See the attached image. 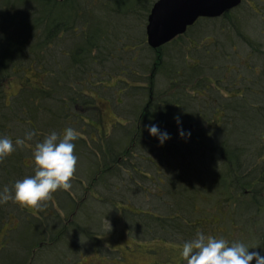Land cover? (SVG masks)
Returning a JSON list of instances; mask_svg holds the SVG:
<instances>
[{
    "label": "trees",
    "instance_id": "obj_1",
    "mask_svg": "<svg viewBox=\"0 0 264 264\" xmlns=\"http://www.w3.org/2000/svg\"><path fill=\"white\" fill-rule=\"evenodd\" d=\"M122 1L126 4L119 7L109 0H0V135L15 142L16 137L24 138L27 131L35 132L25 145L17 146L11 155L0 159V189L4 186L11 189L15 180L34 174L35 145L51 131L61 133L69 126L79 134L74 149L78 161L88 165L90 171L85 185H79L82 190L90 191V198L83 199L81 205L88 212L92 207V214L97 213L96 206H100L94 200L104 201L103 198H94L93 194L117 192L130 182L137 184V178L146 177L151 181L149 164L153 163V157H157V151L162 157L174 159L177 167L172 166L170 171L175 179L188 178L193 170H199L200 175L210 174L208 167L196 165L198 159L201 163L207 162L199 155H208L213 165V181H202L205 179L201 178L199 185L193 186L195 192H206L214 182L219 188V197L229 204V210L218 213L220 222H227L229 243L244 242L242 236H247L246 245L264 249L263 72L258 73L259 76L244 78L242 86L229 84V95L220 92L214 96L217 92L212 91V95L206 98L209 102H205V108L216 101L213 109L221 111L222 117L219 122L209 121V114L198 115L200 106L194 95L195 86H207L205 72L200 66V62H205L197 52L209 54V42L220 45L222 51L227 46L211 37L200 40L196 33L200 34L199 25L204 21L216 19H200L186 34L156 50L148 45L144 30L146 16L156 0ZM57 9L61 12L56 14ZM98 12L102 16H96ZM230 29L231 25H228L227 29H221V33ZM256 44H252L255 52L262 53L264 44ZM175 52L178 55L172 58ZM160 73L165 81L158 88L156 82ZM106 78L117 81L108 85ZM143 81H146L145 92L139 89L141 84L135 85ZM13 83L18 84V89L10 94L9 87ZM132 87L138 88L136 94L140 96V104L133 102L132 97H129V103H124L122 96L130 95L128 89ZM109 88L116 91L122 99V109L126 110L123 120H116L109 132L103 133L94 119L98 118L101 107L95 94L101 98L99 90ZM177 113L182 115L184 129L191 131L190 138L179 135L173 118ZM149 123H158L162 129H167L171 139L161 146L144 127ZM227 126L229 135L237 137L232 141L229 137V143L227 138L216 140L217 145L213 148L212 139ZM74 176L79 179L81 172ZM176 189H172L174 194L181 193ZM59 192L71 197L72 215L77 216L78 199L62 189L52 195L58 205L47 200L52 210L48 212L47 223L43 221L39 207H21L13 200L0 204V234H4L0 243L5 245L0 264H36L44 253L58 254L64 263L63 251L57 248L65 237L64 231L52 227L53 222L57 223L63 216L57 211L64 198ZM222 205L223 202L216 204L217 207ZM173 211L170 215L149 211L158 215L153 219L148 217L149 220L135 219L132 213L130 217L138 224L145 223L143 229H153L150 225L157 224L159 231H167L160 234L176 238L185 231L184 226L191 219H186V208L177 206ZM92 214L86 220L87 225L92 218L101 221L103 217L101 213L98 216ZM197 217L201 220L200 216ZM209 226H206L207 232H210ZM77 233L72 239L75 240ZM83 233V242L89 241L86 235L90 239L95 236L88 230ZM207 234L214 235L213 229ZM191 235L194 234L183 236ZM95 239L99 241L98 236ZM74 240L71 242L75 243ZM103 244L101 241L92 247L98 252L103 250ZM80 247L73 245L65 255L69 253L70 256L69 251H83ZM12 251L20 257L10 254ZM68 258L71 264L74 258ZM164 258L163 262L171 261L169 255ZM177 263L186 264V261L180 258Z\"/></svg>",
    "mask_w": 264,
    "mask_h": 264
},
{
    "label": "rangeland",
    "instance_id": "obj_2",
    "mask_svg": "<svg viewBox=\"0 0 264 264\" xmlns=\"http://www.w3.org/2000/svg\"><path fill=\"white\" fill-rule=\"evenodd\" d=\"M109 1L119 7L125 6L126 4V2L122 0ZM150 1L152 2L154 0ZM247 1L249 0H246L240 8L232 11L231 15L234 16H230V18H226V20L216 19L213 21H204V23L199 25L200 34L196 33L200 40H207L211 37L213 40L217 39L216 42L218 40L225 42V46H227L225 51H222L223 48L219 49L220 45H217L214 42H209V44H211L209 47L210 49L208 48V52H210L209 54L206 55L204 53L206 51L197 52L199 53L197 55L205 62V64L200 62V66H202L203 71L205 72L204 77L207 81V86H195L197 91L194 95L197 96L196 103L200 106L198 115L209 114V121L219 122L222 117L221 111L213 109V105H216V101L209 104V108H205V102H209L206 98L212 95V91L217 92L213 94L214 96L220 95V92L229 95V84L231 85L232 83H235L242 86V80L244 78L259 76L258 73L260 74L262 72L261 75L264 78V51L262 53H256L254 45H252L253 43H258L256 44L258 46L259 42L264 44V16H262V13H264V0H250L252 3L254 1L256 3V6L253 4L254 8L250 9L252 14L250 16H241L245 13V9L248 6ZM57 12L60 13L61 9H57L56 14ZM96 16H102V13L98 12V15ZM147 17L148 16H146V23L144 26L145 33ZM99 19L101 18L99 17ZM228 25H231L230 31L226 33L225 30L221 33V29H227ZM131 35L133 34L131 33ZM172 49L176 48L172 47ZM263 49L264 46H262V50ZM177 55L178 53L175 52L174 55H172V58ZM152 60L154 59L152 58ZM160 75L161 77L158 76L156 82L158 88H160L165 81L162 73H160ZM103 79L104 78H102V80ZM116 81L117 79L111 80L106 78L105 80L108 85H114ZM144 82L146 81L140 83L136 82L135 84L137 86H140V84L142 85L139 87L141 92H145L144 87L146 86V83L144 84ZM132 84H134V82ZM9 88L12 90L10 91V94H13L17 92L18 84L13 83V86ZM216 88H218L219 91ZM128 91H130V95L127 93L122 96L125 101L124 103H129V97H132L131 100L133 102L140 104V96L136 94L138 88L132 87L131 89H128ZM99 93L102 95L101 98L96 94L95 96L99 98V105L101 107L98 118L96 116L94 119H96V124L98 123L97 126L101 132L107 133L116 120H123L126 109H122L124 108L121 106L122 104H120L122 99L112 88L104 90L100 89ZM74 123H76V127H79L77 122ZM89 128L92 127L90 126ZM229 137L232 141L237 136L235 134H233V136L229 135V126H227L224 129H221L220 132L216 133V136L212 139L211 144L213 145V148L217 145L216 140L219 141L220 139L227 138L229 143ZM155 154L157 157H153V163L149 164L150 168L148 170L151 174V181L146 177L137 178V184L130 182L125 187L123 186L122 190L117 192L111 190L104 195L100 194L99 196H96L93 194L94 198L104 199V201L100 200V203L94 200L95 204L97 203V205H100L96 206L99 211L95 210V212L98 211L95 214H92V207L89 212L87 209H82V200H87L90 196V191L82 190L79 184L85 185V182L87 181L86 176L90 174V171H88V165L78 161L76 171L78 170L81 172V176L79 179H75L76 176L72 178V188L71 190H68V192L72 197L78 199L76 204H80L78 207L79 213H77V216H74L75 214L72 215L73 211L70 206L73 200L63 192H59L64 198L62 205L57 207V211L63 216L61 217V220L59 219L57 221V223L53 222L52 224V227H58L64 231L65 237L60 240L61 242L57 245V248L63 251L65 264H69L70 262V258L68 257L74 258L71 264H178L177 261L182 258L181 250L184 241L189 240L190 238L192 239L198 230L204 231L207 234L211 233L213 229L214 235L217 238H224L229 241L227 225H225L227 222L225 221L221 223V217L218 214L222 210H229V204H227V201H223V197H219V188L214 182L209 186V189L206 190V192L200 191L197 194L193 188V186L197 187L202 179H205L202 181H213V165L209 156L199 155L201 160L209 163H201L198 159L196 165L200 168L208 167L210 174L200 175L198 172L199 170H193L188 174V178L184 179L181 177L175 179L170 171L172 166L177 165L174 159L168 156L162 157L161 153L158 151ZM190 156L193 158L196 157L192 155ZM79 172L76 173L79 174ZM173 187L177 188L176 190L181 191V193L174 194L172 192ZM199 188L201 190L203 189L201 186ZM92 190L94 191V189ZM54 198L55 196L50 198L52 203L58 205V200ZM221 202H223L222 207H217L216 204ZM49 205L50 202L45 201L42 206L39 207L41 209L40 211L43 212L41 217L46 223L49 220L47 216L49 215L48 212L51 210V205ZM88 205L89 204H86V206ZM177 206L186 208L187 216L184 215L187 220L191 219V221L188 222V225L184 226L185 231L180 233V237L176 238L160 234L161 231H164V233L167 231H159L160 226L157 224L150 225V228L153 229H149V227L148 229H143L145 223L138 224L136 223L137 221H132L130 217V215L135 214V219L145 218V220H149V218L153 219L154 216L158 217L156 214H173V210ZM148 210L157 213L154 215ZM99 213L103 215L101 221H96L97 218H92V221L87 225L86 220L89 215L92 214L93 216H98ZM59 214L57 213V215ZM197 216H200L201 220H199ZM213 221H215V225L212 226L211 224ZM207 225H210V232L206 231ZM202 226L203 229H201ZM82 228L84 231L88 230L92 235L95 234L94 238L98 236L99 241L98 239H95L96 242L93 240L94 238L90 239V237L86 235L89 241L85 240L83 242L84 231H82ZM76 231L78 233L74 240L72 237ZM186 233H192L194 235L184 237L183 235ZM3 235V233L0 234V240L3 239ZM231 236L233 238L236 237V235ZM242 239L247 243V236H242ZM73 240L75 243L71 242ZM101 241L104 243L103 250L97 252L92 245L96 246L97 243H101ZM73 245H81L82 247L80 248L85 252L75 250L69 251L72 253L70 256L69 253L65 255L66 250L73 247ZM14 246L12 248H14ZM4 247L5 245L1 242V258H3L5 254V251L3 250ZM44 251H47V249L45 248ZM12 253H14L16 257H20L17 252H10V254ZM161 254L164 257L169 255L171 261L167 263L163 262L162 259L165 258H161ZM4 260H6V258ZM37 261L36 264H64L59 260L58 254L53 255L50 253H44L39 256Z\"/></svg>",
    "mask_w": 264,
    "mask_h": 264
},
{
    "label": "clouds",
    "instance_id": "obj_3",
    "mask_svg": "<svg viewBox=\"0 0 264 264\" xmlns=\"http://www.w3.org/2000/svg\"><path fill=\"white\" fill-rule=\"evenodd\" d=\"M173 118L179 135L190 138L191 131L184 129L182 115L177 113ZM144 127L161 146L171 139V133L158 123L145 124ZM34 135L35 132L29 130L24 138L16 137L15 142L8 136L0 135V159L11 155L17 146L25 145L26 140H31ZM78 138L77 130L70 126L61 133L53 130L46 135L33 150L34 174L15 180L11 189L8 186L0 189V204L13 200L21 207H40L57 190H71L79 159L74 151ZM253 248L257 250H250ZM181 256L186 264H252L254 259L255 264H264V249L250 248L242 241L229 243L224 238L200 230L192 239L184 241Z\"/></svg>",
    "mask_w": 264,
    "mask_h": 264
},
{
    "label": "water",
    "instance_id": "obj_4",
    "mask_svg": "<svg viewBox=\"0 0 264 264\" xmlns=\"http://www.w3.org/2000/svg\"><path fill=\"white\" fill-rule=\"evenodd\" d=\"M241 2L242 0H157L147 17V43L151 48L158 49L183 35L199 18H217Z\"/></svg>",
    "mask_w": 264,
    "mask_h": 264
},
{
    "label": "flooded vegetation",
    "instance_id": "obj_5",
    "mask_svg": "<svg viewBox=\"0 0 264 264\" xmlns=\"http://www.w3.org/2000/svg\"><path fill=\"white\" fill-rule=\"evenodd\" d=\"M246 0H242V2H241V4L240 5H238L237 7H235L234 9H231L230 11H228V12H226V13H224L222 16H234V15H231V12L232 11H234V10H236V9H238V8H240L243 4H244V2H245ZM256 6V3H255V1L252 3L250 0L249 1H247V8L245 9V13L244 14H242L241 16H250L251 15V12H250V9H253L254 8V5ZM264 10V9H263ZM238 16V15H237ZM262 16H264V13H262Z\"/></svg>",
    "mask_w": 264,
    "mask_h": 264
}]
</instances>
